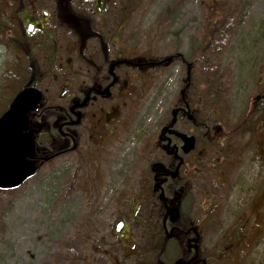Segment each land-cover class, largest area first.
Wrapping results in <instances>:
<instances>
[{
  "label": "flooded vegetation",
  "instance_id": "obj_1",
  "mask_svg": "<svg viewBox=\"0 0 264 264\" xmlns=\"http://www.w3.org/2000/svg\"><path fill=\"white\" fill-rule=\"evenodd\" d=\"M152 5L153 0H0V44L18 52L3 76L22 78L5 110L23 90L41 93L23 131L34 134L36 172L23 183L90 162L96 173L98 159L106 160L108 148L123 140L126 109L139 110L156 94L162 103L157 129L139 139L133 162H126L137 181H124L112 167L117 181H101L99 173L94 183H85L80 232L101 234L99 264H264L253 225L246 224L259 219L251 214L254 203L246 215L253 217L218 222L213 198L226 175L209 177L212 187L205 176L204 146L224 145L217 112L202 120V83L222 100L232 82L202 69L199 49L188 59L180 50L155 54ZM263 81L259 76L258 84ZM263 94L253 98V110ZM84 261L96 264L89 257Z\"/></svg>",
  "mask_w": 264,
  "mask_h": 264
},
{
  "label": "rangeland",
  "instance_id": "obj_2",
  "mask_svg": "<svg viewBox=\"0 0 264 264\" xmlns=\"http://www.w3.org/2000/svg\"><path fill=\"white\" fill-rule=\"evenodd\" d=\"M152 20L155 54L180 50L188 59L199 49L202 69L218 71L232 82L222 100L202 83V120L217 112L215 116L222 118L220 142L224 145L204 146L205 176L212 187L209 177L226 175L213 198L219 203L218 222L230 223L226 219L233 216L253 217L246 215L254 203L257 210L251 214L259 219L246 224L253 225L257 251L264 254V98L252 108L253 98L264 93V81L258 84L259 76H264V0H153ZM17 55L13 47L0 44V114L22 80L3 76ZM177 71L171 69L168 76L170 95ZM155 95L139 110L126 109L123 140L108 148L106 160L98 159L96 173L90 162L80 170L71 168L48 178L37 175L14 189H0V264H85L88 257L93 263H103L97 243L101 234L94 238L80 232L83 213L78 208L86 200L85 183H94L99 173L101 181H117L112 167L124 181H137L138 173L126 162H133L139 139L157 129L162 103ZM243 116L248 122H241ZM218 153L223 160L211 166Z\"/></svg>",
  "mask_w": 264,
  "mask_h": 264
},
{
  "label": "water",
  "instance_id": "obj_3",
  "mask_svg": "<svg viewBox=\"0 0 264 264\" xmlns=\"http://www.w3.org/2000/svg\"><path fill=\"white\" fill-rule=\"evenodd\" d=\"M40 97V92L23 90L0 116V188L17 187L36 172L34 134L23 131L28 128L27 112L38 107Z\"/></svg>",
  "mask_w": 264,
  "mask_h": 264
},
{
  "label": "trees",
  "instance_id": "obj_4",
  "mask_svg": "<svg viewBox=\"0 0 264 264\" xmlns=\"http://www.w3.org/2000/svg\"><path fill=\"white\" fill-rule=\"evenodd\" d=\"M244 123H241V125H243Z\"/></svg>",
  "mask_w": 264,
  "mask_h": 264
}]
</instances>
